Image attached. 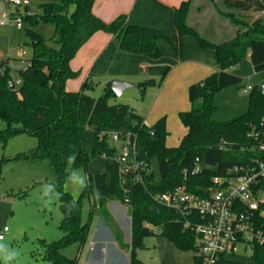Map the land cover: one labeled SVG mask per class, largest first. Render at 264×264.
Returning <instances> with one entry per match:
<instances>
[{"label":"trees","instance_id":"obj_1","mask_svg":"<svg viewBox=\"0 0 264 264\" xmlns=\"http://www.w3.org/2000/svg\"><path fill=\"white\" fill-rule=\"evenodd\" d=\"M194 1L183 0L175 8L176 32L172 36L154 27L130 24L126 13L107 22L93 12L95 0L45 2L39 5L40 11H31L30 5L26 4L24 15L17 10L30 25L26 33L31 38L28 44L32 55L27 66L19 70L17 77L22 83L17 87L9 86V80L15 78L9 58L0 60V117L6 122V127L0 129V141L5 143L11 135L21 133L36 136L38 146L14 158L49 159L57 171L63 213L61 227L65 235L56 242H41L51 264H78V258L62 254L60 249L72 242L83 245L88 238L90 220L82 221L83 200L93 198L107 213L104 203L110 197L129 203L134 263L143 264L136 257V249L144 245L145 236L154 233L148 226L150 224L160 227L161 234L177 247L194 250V264H201L197 255L199 238L193 230L185 227L189 216L159 204L154 194L184 185L188 191L205 195L204 189L213 184L214 176L242 173L264 159V152L259 148L264 140V93L259 91V85L252 86L249 106L244 113L227 120L213 117L217 109L215 95L227 86H241L242 77L229 71L232 66L250 58L256 71L264 70V0H207L216 13L236 27L228 38L215 41L205 37L190 22ZM71 7L74 8L70 11ZM251 10L260 15L252 16ZM41 23L54 26L52 36L47 38L35 29ZM100 30L111 33L122 51L142 53L154 59L162 55L160 38H165L175 53L183 56L186 35L196 38L203 48L216 52L218 71L189 86L191 108L179 114L187 132L177 146L167 145L166 116L147 125L143 116L129 104L110 102L116 94L109 84L98 98L88 92L94 88L88 79L78 90L68 88V81L80 74L79 70L72 68V59ZM168 69L158 81L152 79L139 83L142 93L150 85L161 84ZM87 127L95 130V144L91 151H87L84 144ZM128 127L138 135L137 159L146 166L142 171L144 181L136 182L131 176L125 183L122 181L120 166L115 159L117 146L107 134ZM104 153L107 154L105 171L89 173L87 185L78 198L63 189L70 172V160L71 168L87 169L95 156ZM197 157L202 164L201 172L185 175L183 170L191 169ZM154 158L158 159L159 176L152 169ZM258 186L264 188V177ZM70 204H74L71 209ZM255 217L257 226L264 230V215L257 211ZM250 245L252 264H264V243L256 241Z\"/></svg>","mask_w":264,"mask_h":264},{"label":"rangeland","instance_id":"obj_2","mask_svg":"<svg viewBox=\"0 0 264 264\" xmlns=\"http://www.w3.org/2000/svg\"><path fill=\"white\" fill-rule=\"evenodd\" d=\"M58 0H31L30 10L40 11L39 5L45 2H56ZM221 2V0H217ZM198 9H197V8ZM74 7L70 8V11ZM19 10L22 15L26 13L25 5L16 6L8 0H0V21L7 20L10 12L15 15ZM252 16H258V11H250ZM190 22L194 24L201 33L212 40H224L235 31L236 27L227 19L216 13L212 4L207 0H195L194 8L190 14ZM30 25L23 20V27L19 28L15 24H0V59L9 58L13 62L12 73L16 77L19 70L23 69L32 55L30 36L26 29ZM37 31L45 37H50L54 33V26L48 23H41L35 27ZM185 44V43H184ZM23 46L26 54L22 55L20 47ZM174 54L178 57L173 51ZM229 71L242 77L241 86L230 85L222 89L215 95L217 109L213 117L218 120H227L244 113L249 106L251 89L244 91L248 85H260L264 82V70L256 71L250 58H246L238 64L232 66ZM179 73V71H177ZM146 73H141L135 77L132 86L127 87L120 95L111 98L112 104L125 103L134 107L138 112L145 114L148 103L152 98V92L156 87H150L147 92L142 93L139 81L145 77ZM175 75V73H174ZM110 73L90 74L89 82L94 88L88 92L95 98L103 94L105 86L113 79ZM140 78V79H139ZM159 79V78H158ZM172 98L171 95L166 96ZM175 99L168 101V106H173ZM170 112L173 118L170 130L166 138L167 145L177 146L180 138L187 132L179 115ZM6 127V122L0 117V129ZM129 128V127H128ZM85 148L91 151L95 144V130L87 127L85 131ZM38 146V138L28 133L11 135L5 143L0 141V228L8 226L5 239L0 240L3 251L0 252L1 264H51L45 257L46 247L41 242L45 240L52 243L61 240L65 235V230L61 227L62 210L60 207V187L58 185V174L51 160L49 159H15L18 154L28 153ZM72 161L68 163V173L63 189L69 191L75 198H78L88 182V174L101 173L106 169V159L104 156H95L89 163L87 169L84 167L71 168ZM152 169L156 176H159L158 159L151 162ZM73 173L78 178L84 179L81 186L74 181ZM129 204L128 202L124 201ZM99 205H92L89 198H84L82 206V221L95 219ZM154 233L144 237L143 246L136 249V257L143 264H194L195 251L192 249H181L177 247L169 238L161 234L160 227L148 225ZM109 239L107 256L97 248L95 251L89 249V243L81 246L77 242H72L63 246L60 252L71 258H78V264H86V258L100 260L103 264H125V251L131 255L130 248L126 240L130 237V230L125 231L124 243L114 242L117 237L116 232L107 231ZM234 252L227 253L229 262L226 264H252L253 250L251 245L239 242L235 246ZM7 253H15L11 260H5ZM105 259V260H104ZM105 261V262H104ZM138 264V263H134Z\"/></svg>","mask_w":264,"mask_h":264},{"label":"crops","instance_id":"obj_3","mask_svg":"<svg viewBox=\"0 0 264 264\" xmlns=\"http://www.w3.org/2000/svg\"><path fill=\"white\" fill-rule=\"evenodd\" d=\"M182 1L95 0L93 12L107 22L114 20L122 13H126L129 15L128 22L130 24L154 27L172 36L176 32L174 11ZM183 41L185 43V53L183 56L178 57L174 54L170 43L165 38H160L158 43L162 50V55L154 59L142 53L124 52L120 49L118 41L111 33L102 30L97 31L82 45L76 56L72 59V68L79 70L80 74L78 77L68 81V88L78 90L86 79L89 80L90 74L93 72L97 74L108 72L113 75L111 79L126 81H134L135 77H139L141 73H146L139 83L152 79L158 81L165 73L166 68L169 67L161 84L147 87L145 92L150 87H156L157 89L151 93L152 98L148 103L145 114L138 112L133 107L137 113L143 116L144 122L147 125H152L160 117L166 116L169 132L173 119L170 118L169 111L175 116V114L179 115L181 111L191 108L192 103L188 92L190 84L204 80L219 69L216 52L213 49L203 48L198 40L191 35L184 36ZM9 62L13 66L12 60L9 59ZM242 90L244 92V89ZM168 95H171L172 98H167L166 96ZM173 99H175L173 106H168V101ZM104 157L106 159V156ZM90 201L93 206L99 205L101 211H98L96 220L90 219L89 235L83 245H86L88 242L90 250L95 251L99 248L107 256V243L109 241L106 235L107 231L116 232L117 237L113 241L119 243H124L125 231L127 229L130 230L132 235L130 207L129 204L119 198L110 197L104 203L107 211L105 213L97 201L93 198ZM131 235L126 240L128 248H130L131 244ZM4 239L5 237L0 240ZM125 254H128L125 257V264H134L129 252L125 251ZM86 260V264H103V259L96 260L89 256Z\"/></svg>","mask_w":264,"mask_h":264},{"label":"built area","instance_id":"obj_4","mask_svg":"<svg viewBox=\"0 0 264 264\" xmlns=\"http://www.w3.org/2000/svg\"><path fill=\"white\" fill-rule=\"evenodd\" d=\"M16 6L29 4V0H8ZM1 25L15 24L23 27L21 14L12 12L7 20H1ZM22 55L26 54L23 46ZM22 83L20 77L9 80L10 87H17ZM252 86L244 89L247 91ZM109 140L117 146L115 159L120 166V175L125 183L131 176L134 181H144L142 171L146 168L137 159L138 135L132 129L112 130L107 132ZM154 134V131H151ZM264 152V140L260 144ZM107 156L106 153L103 154ZM202 170L200 158L195 159L191 169H184L188 173L198 174ZM238 171V169H235ZM264 177V159L258 161L242 173L214 176L213 184L205 190V195L188 191L184 185L174 189L154 194L155 200L176 212L188 215L185 227L193 230L199 238L200 248L197 255L201 264H226L227 253L234 252L239 242L247 245L264 243V230L256 224V212L264 215V188L258 186ZM254 201V203H253ZM194 216L197 219H192ZM8 226L0 228V239L5 237Z\"/></svg>","mask_w":264,"mask_h":264},{"label":"water","instance_id":"obj_5","mask_svg":"<svg viewBox=\"0 0 264 264\" xmlns=\"http://www.w3.org/2000/svg\"><path fill=\"white\" fill-rule=\"evenodd\" d=\"M132 85H133V82L121 80V79H113L109 82V86L111 87V89L114 91L116 95L122 94L127 87L132 86ZM259 91L264 93V82L259 85ZM172 210L176 212L175 209H172Z\"/></svg>","mask_w":264,"mask_h":264},{"label":"clouds","instance_id":"obj_6","mask_svg":"<svg viewBox=\"0 0 264 264\" xmlns=\"http://www.w3.org/2000/svg\"><path fill=\"white\" fill-rule=\"evenodd\" d=\"M72 178L74 179V181H77L81 186L84 185V179H82V178H78V177L76 176L75 173H73V177H72ZM73 206H74V204H70V205H69V208L71 209ZM2 251H3V247L0 246V252H2ZM14 256H15V253H7V254L4 256V259H5V260H11V259L14 258Z\"/></svg>","mask_w":264,"mask_h":264}]
</instances>
